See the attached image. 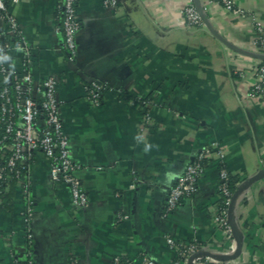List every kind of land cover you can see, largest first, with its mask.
<instances>
[{"label":"crops","instance_id":"0c3cea01","mask_svg":"<svg viewBox=\"0 0 264 264\" xmlns=\"http://www.w3.org/2000/svg\"><path fill=\"white\" fill-rule=\"evenodd\" d=\"M4 1L23 42L10 43L7 65L26 69L35 83L58 79L63 127L89 204L75 206L70 188L52 180L51 161L35 151L27 160L28 193L18 182L8 201L0 199V264L28 255L30 264H112L117 257L175 264L168 239L233 256L237 240L215 221L222 168L244 177L237 264H264V94L252 96L254 69L264 63L255 45L264 0H232L240 12L198 0L202 26L187 24L189 0H121L119 9L78 0L74 61L59 30L62 0ZM6 30L0 19V41ZM92 80L108 86L99 107L86 92ZM214 144L222 158L216 152L208 159L197 194L166 215L173 184Z\"/></svg>","mask_w":264,"mask_h":264},{"label":"built area","instance_id":"2783aa9c","mask_svg":"<svg viewBox=\"0 0 264 264\" xmlns=\"http://www.w3.org/2000/svg\"><path fill=\"white\" fill-rule=\"evenodd\" d=\"M217 1L229 11L240 12L232 0ZM78 0H62L58 5L59 30L64 37V47L70 61H74L77 54V37L81 29V23L77 10ZM106 6L119 9L121 0H104ZM184 18L189 26H202L204 20L193 2L189 0L183 9ZM0 19L7 25L3 37L8 44L0 43V154L10 153L6 169L15 173L18 182L24 184L25 193H28V177H23L18 171L20 164L27 165V160L37 150L42 151L51 161V178L54 182H62L67 185L72 193V199L78 208L87 207L89 198L83 189L82 182L77 175L78 166L73 161L70 150V142L64 131L61 118V105L57 98L58 79L49 77L35 83L29 71L17 73L12 71L6 60L10 43L21 46V31L16 19L10 15L8 4L0 0ZM260 37L255 45L264 51V29L259 26ZM16 41V42H15ZM1 42V41H0ZM256 83L252 89V96L257 98L264 94V63L254 69ZM8 80L12 81L11 85ZM86 92L90 103L99 107L103 103L104 94L108 89L107 84L98 80L89 81L86 84ZM217 144L204 149L191 162L185 173L181 175L171 187L166 199L165 214L169 215L181 205L186 197H191L198 192V180L205 172L202 161L208 160L213 154L222 158L218 152ZM28 168V165H27ZM230 173L222 168L220 171L219 193L225 199L227 208L218 212L215 219L218 226L233 237L231 225L228 219V210L232 202L233 194L229 190L228 183ZM11 176L0 168V180H10ZM240 212L236 211L238 225L241 222ZM172 248H176L180 258L175 264H187L190 257L203 249L195 243L178 244L173 239H168ZM26 260L29 261V255ZM146 264H157L154 260L145 259ZM112 264H125L120 257L114 259ZM229 264H237L231 260Z\"/></svg>","mask_w":264,"mask_h":264},{"label":"trees","instance_id":"16d2710c","mask_svg":"<svg viewBox=\"0 0 264 264\" xmlns=\"http://www.w3.org/2000/svg\"><path fill=\"white\" fill-rule=\"evenodd\" d=\"M16 42V41H15ZM1 44H8V41H1ZM12 81L8 80V84L11 85ZM2 83V77H0V84ZM125 100H130L131 98L128 95L124 96ZM138 103H143V101L141 100H137ZM10 153H6V154H0V168H3L5 170V173H8V175L11 176L10 180H0V199L4 200V201H8L9 200V194H10V190L11 188L16 185L18 183L17 178H15V173H11L9 171V169H6V164H7V160L10 157ZM202 164L205 166H207L208 164V160H204L202 161ZM18 171H20L21 176L23 177H28V168L27 165H22L20 164L18 169ZM244 180V177L241 176H231L229 183H228V187L229 190L231 191V193L233 194V196H235L237 194V185L242 182ZM226 203H225V199L221 197L220 200V205H219V209L220 211H222L223 209H226ZM180 258L178 257L176 259V261H178ZM20 264H30L29 261L25 260V261H21Z\"/></svg>","mask_w":264,"mask_h":264},{"label":"water","instance_id":"95a60500","mask_svg":"<svg viewBox=\"0 0 264 264\" xmlns=\"http://www.w3.org/2000/svg\"><path fill=\"white\" fill-rule=\"evenodd\" d=\"M194 3L197 6L203 20H205L203 9L198 5V0L195 1ZM238 198H239V192H237V194L235 196H233L231 205H230L229 210H228V219H229V223L231 225L232 234L238 243L237 253L235 255L229 256V257L216 258V256L211 255V254L207 253L206 251L202 250V251L194 254L192 257H190L187 264H195V262L197 260L204 259L206 257L216 259L219 261H223V260H229L230 261V260H236L238 258L239 254L241 253L242 242H243L242 235L240 233L239 225L237 223V218H236V209H237Z\"/></svg>","mask_w":264,"mask_h":264},{"label":"clouds","instance_id":"9594fccd","mask_svg":"<svg viewBox=\"0 0 264 264\" xmlns=\"http://www.w3.org/2000/svg\"><path fill=\"white\" fill-rule=\"evenodd\" d=\"M3 59H8V57H3ZM137 139L138 140H143L144 139V137L141 135V136H138L137 137ZM150 147H151V145H149V144H145V151H148L149 149H150Z\"/></svg>","mask_w":264,"mask_h":264}]
</instances>
